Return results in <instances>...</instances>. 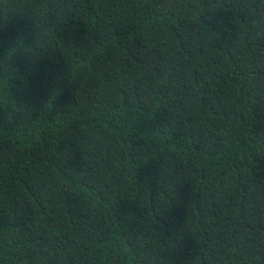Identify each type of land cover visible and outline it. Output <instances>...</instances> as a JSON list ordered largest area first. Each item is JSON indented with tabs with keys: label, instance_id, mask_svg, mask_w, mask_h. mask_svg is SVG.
<instances>
[{
	"label": "trees",
	"instance_id": "16d2710c",
	"mask_svg": "<svg viewBox=\"0 0 264 264\" xmlns=\"http://www.w3.org/2000/svg\"><path fill=\"white\" fill-rule=\"evenodd\" d=\"M0 264H264V0H0Z\"/></svg>",
	"mask_w": 264,
	"mask_h": 264
},
{
	"label": "clouds",
	"instance_id": "9594fccd",
	"mask_svg": "<svg viewBox=\"0 0 264 264\" xmlns=\"http://www.w3.org/2000/svg\"><path fill=\"white\" fill-rule=\"evenodd\" d=\"M123 136L122 131L119 128H109L105 126H101L100 132L98 133V138L103 139L104 137H110L115 142H119Z\"/></svg>",
	"mask_w": 264,
	"mask_h": 264
}]
</instances>
